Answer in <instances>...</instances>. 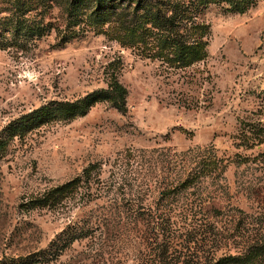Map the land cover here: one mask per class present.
Segmentation results:
<instances>
[{
	"label": "rangeland",
	"instance_id": "374dc122",
	"mask_svg": "<svg viewBox=\"0 0 264 264\" xmlns=\"http://www.w3.org/2000/svg\"><path fill=\"white\" fill-rule=\"evenodd\" d=\"M24 9L0 0V28H7L0 35V264H23L68 223L87 235L30 264L151 263L158 242L143 237L145 217L160 222L169 213L181 218L178 234L209 238L210 216L226 238L210 249L236 253L239 233L264 219V0L242 13L209 9L206 56L183 66L157 55L153 40H122L123 30L108 21L81 22L58 44L73 31L59 6L46 13L55 25L40 38L36 9L23 15L29 28L5 25L4 16ZM113 80L125 87V112L107 98L84 113L55 109ZM43 105L53 110L45 119L21 118ZM212 155L225 164L221 174L165 198L162 189ZM69 180L60 202L45 199ZM215 205L223 212L217 218ZM238 208L246 222L240 231L232 229ZM134 216L144 217L136 228ZM161 231L149 234L159 241Z\"/></svg>",
	"mask_w": 264,
	"mask_h": 264
},
{
	"label": "trees",
	"instance_id": "16d2710c",
	"mask_svg": "<svg viewBox=\"0 0 264 264\" xmlns=\"http://www.w3.org/2000/svg\"><path fill=\"white\" fill-rule=\"evenodd\" d=\"M256 0H14L19 2L21 8H26L16 16L14 12H9L4 16L5 25L13 22L25 23L27 18L23 15L28 10L36 9L39 14L38 19L32 21V29L40 38L50 27L54 26L52 19L45 20L46 13L54 6H59L67 14V27L73 30L67 36L62 34L58 44L65 43L70 40L75 33V26L83 22L87 25L108 21L115 28H121L123 32H119V37L126 40L130 44L134 41L151 42L152 48L157 55L167 58L170 63L180 65H188L192 62L203 59L206 56V44L209 34V21L207 19V11L211 8H217L223 13H242L251 7ZM4 11H11V8H4ZM51 17V16H50ZM37 18V17H36ZM102 24V23H101ZM7 28L1 30L0 35ZM148 40V41H147ZM161 54V55H160ZM100 98L111 100L112 104L121 112L127 110L126 90L117 80H113L107 87H102L79 97L75 100H66L57 102L55 109L65 114L84 113L89 106ZM53 110L48 109V105H43L33 112H29L21 116L27 118V121H41L45 119ZM26 123V122H25ZM248 139V136H246ZM261 140H264V131L260 133ZM5 144L3 138L0 139V148ZM222 160L216 155L205 156L195 165L190 166L180 182L171 184L161 190L166 199L174 197L182 192L191 191L195 187L208 178H214L213 174H221L224 167H221ZM221 167V168H220ZM73 181L63 182L45 193V199L52 203L60 202L64 194L69 190ZM191 189V190H190ZM254 188H250L251 191ZM60 200V201H59ZM213 215L217 218L223 212L218 206H211ZM239 215L233 223L232 229L240 231L244 229L246 222L243 220V210L238 208ZM185 215L188 217V214ZM185 216V217H186ZM181 217V216H180ZM207 216L205 219L209 223L212 237L205 236L206 232H198L194 235L179 233L178 228L181 226V218L177 215L167 214L162 217V221L157 222L154 216L145 217L149 230H141L143 237H152L158 242L155 248V258L149 262H140L139 264H264V219L258 225L247 229V232L239 233L240 240L239 249L233 254L216 255L214 249H210L212 245L220 241L225 242V237L216 225L217 222H211ZM141 216H134L132 227H137ZM235 219V218H234ZM208 220V221H207ZM131 222V220H130ZM129 222V223H130ZM251 222H247L249 226ZM125 224V222H124ZM190 224V223H187ZM255 224V223H254ZM191 225V224H190ZM155 229L162 230L160 240L157 241L149 233ZM248 228V227H247ZM138 232V228L135 229ZM87 235L82 226L77 224H67L61 228L45 248L38 253L27 256L23 264L34 262H47L66 249L73 241ZM142 236V235H141ZM158 236V234H157ZM209 239V240H207ZM210 241L206 250L202 249V244ZM208 244V243H207ZM220 245V244H219ZM218 247V244H217ZM33 255H39L34 258Z\"/></svg>",
	"mask_w": 264,
	"mask_h": 264
}]
</instances>
